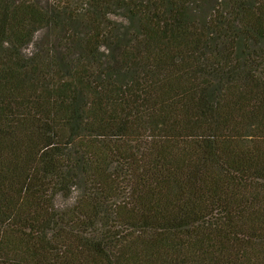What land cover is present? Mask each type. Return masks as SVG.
<instances>
[{"label":"trees","instance_id":"obj_1","mask_svg":"<svg viewBox=\"0 0 264 264\" xmlns=\"http://www.w3.org/2000/svg\"><path fill=\"white\" fill-rule=\"evenodd\" d=\"M79 1L0 0V264H264V0Z\"/></svg>","mask_w":264,"mask_h":264},{"label":"rangeland","instance_id":"obj_2","mask_svg":"<svg viewBox=\"0 0 264 264\" xmlns=\"http://www.w3.org/2000/svg\"><path fill=\"white\" fill-rule=\"evenodd\" d=\"M43 5L44 6H55V5H59V4H63L62 6H65L67 7L68 9H71V10H82V9H87L88 7V4L86 3H81L79 0H41ZM81 19H83L82 15L80 17ZM39 41L40 43H43L44 42V38H42V36H39ZM46 40L45 39V44L46 45ZM30 52H33L34 50H36V47L33 45L30 47ZM66 202L62 199V198H59L58 200V204L60 205H64Z\"/></svg>","mask_w":264,"mask_h":264}]
</instances>
